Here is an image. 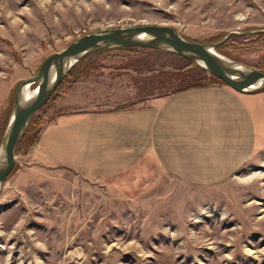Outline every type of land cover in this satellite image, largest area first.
<instances>
[{
  "label": "rangeland",
  "instance_id": "1",
  "mask_svg": "<svg viewBox=\"0 0 264 264\" xmlns=\"http://www.w3.org/2000/svg\"><path fill=\"white\" fill-rule=\"evenodd\" d=\"M143 24L214 43L229 32L264 29V0H0V142L17 86L46 57L99 29ZM258 35L231 36L218 51L264 72ZM79 63L60 83L63 95L59 85L31 116L29 136L60 116L166 97L192 67L140 48L107 49ZM33 145L14 152L0 187V264H264V151L212 185L163 171L117 188L115 179L39 160Z\"/></svg>",
  "mask_w": 264,
  "mask_h": 264
},
{
  "label": "crops",
  "instance_id": "2",
  "mask_svg": "<svg viewBox=\"0 0 264 264\" xmlns=\"http://www.w3.org/2000/svg\"><path fill=\"white\" fill-rule=\"evenodd\" d=\"M32 147L45 163L115 179L117 188L163 171L212 185L264 151V91L244 94L218 83L143 106L60 116Z\"/></svg>",
  "mask_w": 264,
  "mask_h": 264
},
{
  "label": "water",
  "instance_id": "3",
  "mask_svg": "<svg viewBox=\"0 0 264 264\" xmlns=\"http://www.w3.org/2000/svg\"><path fill=\"white\" fill-rule=\"evenodd\" d=\"M264 34V29L229 32L214 43H200L183 38L171 26L143 24L99 29L71 41L64 49L46 57L36 73L16 88L7 128L0 142V187L15 164V148L23 138L29 119L63 81L70 69L90 54L112 48H140L177 55L220 79L239 93L264 90V72L232 60L216 49L234 35ZM34 91L26 99L24 89Z\"/></svg>",
  "mask_w": 264,
  "mask_h": 264
},
{
  "label": "trees",
  "instance_id": "4",
  "mask_svg": "<svg viewBox=\"0 0 264 264\" xmlns=\"http://www.w3.org/2000/svg\"><path fill=\"white\" fill-rule=\"evenodd\" d=\"M258 36L263 39L262 41H263V45H264V34H259ZM256 45L257 44L252 43L251 47L254 48ZM224 46H226V45H223V47ZM126 49H129V48H126ZM218 50H219V48L216 49L217 52H219ZM84 60H85V58L82 59V61L80 60L79 64H81ZM189 63L192 64V67L189 68L184 73V75L189 76V78L188 77H187V79L186 78H182L181 81H180V86H179V88H177L175 90V92L183 91V90L190 89V88L204 87V86H207V85H213V84H218V83L219 84L220 83L221 84H225L220 79H218V78H216L214 76L207 77L205 75L207 72L204 69L200 68L198 65H195V64H193L191 62H189ZM70 74H71V72L68 74L67 77H69ZM62 86L63 85H60L58 87V89L56 90V94H58V96L59 95L60 96L63 95V91H62L63 87ZM33 87H34V85L32 86V88ZM9 116H10V112L8 113V117ZM29 125H28V128H27L26 132H25V135L23 136V138L21 139V141L19 142V144L15 148V153H17L19 151V148L22 146L24 148V151H26L23 154H26L29 151L28 148H30L31 145L36 142V140L38 138V135L40 133V130H36L35 132H33L29 136L28 134H29L30 129L35 127V125H36V122L33 121V118L31 119V122L29 123ZM23 144H26V146L23 145Z\"/></svg>",
  "mask_w": 264,
  "mask_h": 264
},
{
  "label": "bare ground",
  "instance_id": "5",
  "mask_svg": "<svg viewBox=\"0 0 264 264\" xmlns=\"http://www.w3.org/2000/svg\"><path fill=\"white\" fill-rule=\"evenodd\" d=\"M31 88L32 87H30L29 89L27 88L24 89V94H25L26 99H29L35 93L34 91H31Z\"/></svg>",
  "mask_w": 264,
  "mask_h": 264
}]
</instances>
